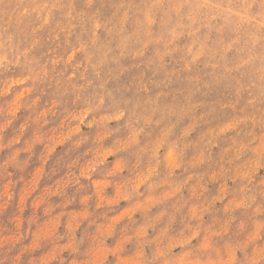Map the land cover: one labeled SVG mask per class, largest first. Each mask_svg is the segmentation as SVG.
Instances as JSON below:
<instances>
[{"label":"clouds","instance_id":"9594fccd","mask_svg":"<svg viewBox=\"0 0 264 264\" xmlns=\"http://www.w3.org/2000/svg\"><path fill=\"white\" fill-rule=\"evenodd\" d=\"M40 85L52 99L36 119L70 103L65 121L95 130L76 179L106 167L98 207L134 211L96 224L83 254L75 228L37 256L53 233L24 243L17 226L0 264H264V0H0L8 123Z\"/></svg>","mask_w":264,"mask_h":264},{"label":"rangeland","instance_id":"374dc122","mask_svg":"<svg viewBox=\"0 0 264 264\" xmlns=\"http://www.w3.org/2000/svg\"><path fill=\"white\" fill-rule=\"evenodd\" d=\"M15 92L14 89L13 94ZM35 97H39V100L33 104ZM12 98V95L0 94V186L10 182L12 187L10 200H6L0 192V236L15 232L17 226L24 243H29L37 233H53L52 238L41 241V248L35 253L39 256L54 244L71 239V229L75 228V238L81 242L80 251L83 254L96 224L119 212L121 217L131 214L134 209L130 207V202L123 200L118 206L98 207L97 191H102L100 185L104 183L99 180L104 177L106 167H100L87 179H76L80 177L79 165L88 159L85 153L94 148L92 140L95 130L65 121L68 112L74 111L70 103L48 113L43 120L36 119V114L47 107L52 99L51 89L40 85L32 96L22 100L23 106L8 123L4 110ZM73 129L80 132L79 136L74 134ZM117 135H126V129L121 128ZM63 136L70 138L63 139ZM37 137L43 138V142H36ZM83 137H88V140L78 146L77 141ZM14 155L15 162L5 167ZM117 158L132 161L135 157L129 151L120 153ZM113 159L109 158L108 167ZM73 161L78 163L73 164ZM129 175L125 173L114 180L119 183ZM214 190L212 186L210 191ZM101 194L110 198L114 196L115 184L106 186ZM217 207L220 209L221 206ZM86 212L91 215L82 221L81 217ZM222 218V211L218 210L207 215L205 222L214 223ZM143 221L144 217L137 214L133 221L126 220L119 225L117 233L122 229L133 231ZM180 226L178 218L175 227Z\"/></svg>","mask_w":264,"mask_h":264}]
</instances>
